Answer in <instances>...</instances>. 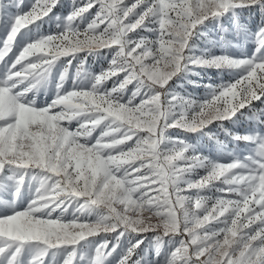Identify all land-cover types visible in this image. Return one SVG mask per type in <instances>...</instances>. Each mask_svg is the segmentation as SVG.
Wrapping results in <instances>:
<instances>
[{"label":"snow or ice","instance_id":"1","mask_svg":"<svg viewBox=\"0 0 264 264\" xmlns=\"http://www.w3.org/2000/svg\"><path fill=\"white\" fill-rule=\"evenodd\" d=\"M60 5L0 0V264H264V22L250 31L236 11L264 16V0ZM229 15L250 54L188 51ZM90 53L106 67L91 72ZM189 65L235 78L185 97L169 82ZM241 115L253 127L224 128ZM211 124L245 150L227 162L196 151L184 134Z\"/></svg>","mask_w":264,"mask_h":264},{"label":"rangeland","instance_id":"2","mask_svg":"<svg viewBox=\"0 0 264 264\" xmlns=\"http://www.w3.org/2000/svg\"><path fill=\"white\" fill-rule=\"evenodd\" d=\"M31 0H25V3H30ZM80 2V0H77ZM72 0H61V5L54 11L60 14H66L70 8ZM239 22L247 25L250 31H255L257 25L264 22V16L261 14L260 6H252L250 8L237 9ZM56 21L52 20L45 24L42 31L47 33L49 29L55 31ZM217 25L216 21L205 22L204 25L199 26V31L192 37L190 44L191 48L188 51L194 53L196 56L201 54L206 55H220L227 53L231 56H241L250 54L254 45L251 38L245 33H237L233 28L231 16L225 20L223 17ZM203 33V34H201ZM144 35H151V33H144ZM77 60H73L72 68L69 70V78L65 81L64 87L67 88L71 85V75L75 71ZM106 67V58L100 53H90L87 55L86 67L91 72H98L101 67ZM59 67L54 70L53 78L46 89L39 91L36 94V101L38 104L49 102L55 93V75L58 73ZM235 78V74L228 68L216 67H194L189 65L188 70L178 74L170 81L171 90L181 94L185 97L202 100L210 92L205 85H219L222 82L229 81ZM111 87V83L108 84ZM257 107H264L259 104ZM245 115H250L246 113ZM224 128L230 129L233 132L243 133L245 130L253 127L254 122L246 119L244 115L239 117L238 122L232 123L231 121L223 122ZM179 130L170 129L169 135L178 134ZM208 133V135L204 134ZM204 133L184 134L185 138L195 146V150L201 152L205 156L212 159L220 158L222 162H227L229 156L228 151H244L245 146L243 143H234L224 131L216 124L209 125ZM183 135V134H182ZM213 137L215 139H213ZM218 141L223 143H218ZM246 154V152H245ZM197 177L205 175L203 170H199ZM195 178V177H194ZM207 195H214L209 192Z\"/></svg>","mask_w":264,"mask_h":264}]
</instances>
